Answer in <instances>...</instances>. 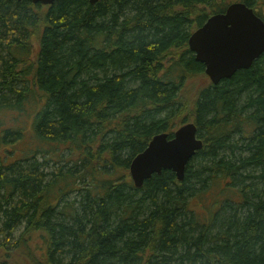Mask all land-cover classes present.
<instances>
[{"label": "trees", "instance_id": "1", "mask_svg": "<svg viewBox=\"0 0 264 264\" xmlns=\"http://www.w3.org/2000/svg\"><path fill=\"white\" fill-rule=\"evenodd\" d=\"M264 0H0V264H264V55L214 86L191 35ZM187 124L179 182L133 160Z\"/></svg>", "mask_w": 264, "mask_h": 264}, {"label": "water", "instance_id": "2", "mask_svg": "<svg viewBox=\"0 0 264 264\" xmlns=\"http://www.w3.org/2000/svg\"><path fill=\"white\" fill-rule=\"evenodd\" d=\"M52 6L65 0H17ZM102 0H89L92 5ZM189 50L214 86L249 70L264 55V22L247 5L235 3L224 14L211 17L189 39ZM204 148L194 124L180 128L170 139L167 134L153 138L130 166L137 189L155 175L171 171L179 182L185 180L188 165Z\"/></svg>", "mask_w": 264, "mask_h": 264}, {"label": "flooded vegetation", "instance_id": "3", "mask_svg": "<svg viewBox=\"0 0 264 264\" xmlns=\"http://www.w3.org/2000/svg\"><path fill=\"white\" fill-rule=\"evenodd\" d=\"M252 10L254 11L255 15L260 18L263 22H264V16L263 14L259 11L260 8L257 6L256 8H252Z\"/></svg>", "mask_w": 264, "mask_h": 264}, {"label": "rangeland", "instance_id": "4", "mask_svg": "<svg viewBox=\"0 0 264 264\" xmlns=\"http://www.w3.org/2000/svg\"><path fill=\"white\" fill-rule=\"evenodd\" d=\"M259 8H260V12L263 14V16H264V5H262L261 7L260 6H258Z\"/></svg>", "mask_w": 264, "mask_h": 264}, {"label": "bare ground", "instance_id": "5", "mask_svg": "<svg viewBox=\"0 0 264 264\" xmlns=\"http://www.w3.org/2000/svg\"><path fill=\"white\" fill-rule=\"evenodd\" d=\"M135 186V185H134Z\"/></svg>", "mask_w": 264, "mask_h": 264}]
</instances>
